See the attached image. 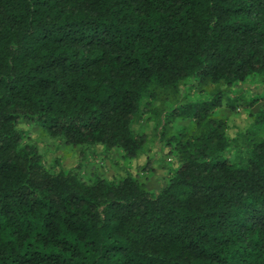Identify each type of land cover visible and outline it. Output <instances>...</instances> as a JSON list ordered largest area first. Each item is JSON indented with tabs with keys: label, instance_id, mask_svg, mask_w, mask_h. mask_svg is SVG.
<instances>
[{
	"label": "trees",
	"instance_id": "obj_1",
	"mask_svg": "<svg viewBox=\"0 0 264 264\" xmlns=\"http://www.w3.org/2000/svg\"><path fill=\"white\" fill-rule=\"evenodd\" d=\"M249 79L264 0H0V264H264V106L214 116ZM22 120L106 159L153 140L169 178L49 168Z\"/></svg>",
	"mask_w": 264,
	"mask_h": 264
},
{
	"label": "rangeland",
	"instance_id": "obj_2",
	"mask_svg": "<svg viewBox=\"0 0 264 264\" xmlns=\"http://www.w3.org/2000/svg\"><path fill=\"white\" fill-rule=\"evenodd\" d=\"M235 109L223 107L214 112L215 117L225 119L229 124L237 125L245 130L252 124L249 110L244 107L245 102L254 98L261 99L259 105L264 106V84L257 83L252 79L239 84L234 88ZM161 105L159 101L157 103ZM149 114H140L136 121V128L140 132L151 133L155 128L154 121L149 119ZM177 126H185L189 134L194 131V123L189 119H177L174 123ZM20 127L30 133L31 139L39 146L43 154L45 164L52 168L56 160L60 161L66 169L76 168L86 179H91L93 173H99L105 178L116 179L123 175L125 170L131 171L138 176L141 183H144L150 190H158L162 187L170 173L172 161L167 156L166 149L160 151L158 145L151 140L148 144L147 154L136 159H123L120 150L113 152L110 159L103 156L102 145H80L71 147L66 145L62 139L51 138L40 126L29 120H22ZM148 157L154 159L152 170H147Z\"/></svg>",
	"mask_w": 264,
	"mask_h": 264
}]
</instances>
